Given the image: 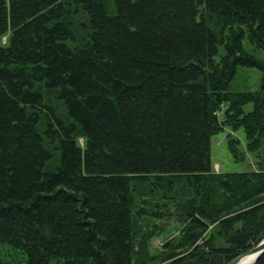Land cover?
<instances>
[{"label":"trees","instance_id":"obj_1","mask_svg":"<svg viewBox=\"0 0 264 264\" xmlns=\"http://www.w3.org/2000/svg\"><path fill=\"white\" fill-rule=\"evenodd\" d=\"M263 90L264 0H0V243L24 264H225L264 237V158L214 171L210 138L241 127L258 152Z\"/></svg>","mask_w":264,"mask_h":264},{"label":"rangeland","instance_id":"obj_2","mask_svg":"<svg viewBox=\"0 0 264 264\" xmlns=\"http://www.w3.org/2000/svg\"><path fill=\"white\" fill-rule=\"evenodd\" d=\"M260 76L261 71L256 68L248 67H239L238 74L233 81L234 86H237L239 90H255L259 88L260 85ZM231 134L232 136L238 139V149L243 152L242 159H235L230 152L227 145V135ZM264 158V146H262L258 152H249L245 147V136L243 129L241 127L236 130H232L228 126H225L221 131L211 135L210 138V161L211 166L214 171H241V170H250L256 167V161ZM148 208V207H147ZM150 217V214L141 213L142 219ZM155 222H159L155 217H151ZM212 225L209 226V228ZM177 225L173 220H170L168 223L167 232L163 233L164 237H171L170 235L176 234ZM162 235L153 239L152 250L156 249V246H161ZM172 235V236H173ZM20 262L24 264L25 255L8 244L0 243V264L3 262ZM155 264H165L166 262L155 260Z\"/></svg>","mask_w":264,"mask_h":264},{"label":"water","instance_id":"obj_3","mask_svg":"<svg viewBox=\"0 0 264 264\" xmlns=\"http://www.w3.org/2000/svg\"><path fill=\"white\" fill-rule=\"evenodd\" d=\"M264 252V237L252 247L240 252L229 259L225 264H250ZM251 256L249 262H244L247 257Z\"/></svg>","mask_w":264,"mask_h":264},{"label":"bare ground","instance_id":"obj_4","mask_svg":"<svg viewBox=\"0 0 264 264\" xmlns=\"http://www.w3.org/2000/svg\"><path fill=\"white\" fill-rule=\"evenodd\" d=\"M250 258H251V256L249 255V257H247L244 262H249Z\"/></svg>","mask_w":264,"mask_h":264},{"label":"crops","instance_id":"obj_5","mask_svg":"<svg viewBox=\"0 0 264 264\" xmlns=\"http://www.w3.org/2000/svg\"><path fill=\"white\" fill-rule=\"evenodd\" d=\"M263 95H264V90H263Z\"/></svg>","mask_w":264,"mask_h":264}]
</instances>
